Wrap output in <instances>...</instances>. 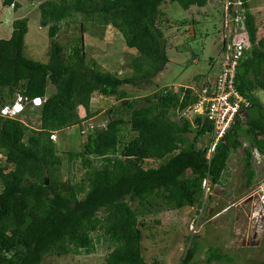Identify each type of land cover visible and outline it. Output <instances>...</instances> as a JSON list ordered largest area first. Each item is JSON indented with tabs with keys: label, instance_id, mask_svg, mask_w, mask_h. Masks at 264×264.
Here are the masks:
<instances>
[{
	"label": "trees",
	"instance_id": "1",
	"mask_svg": "<svg viewBox=\"0 0 264 264\" xmlns=\"http://www.w3.org/2000/svg\"><path fill=\"white\" fill-rule=\"evenodd\" d=\"M1 1L20 8L14 0ZM166 1L45 0L39 5V24L48 28L47 62L25 56L26 18L14 20L11 36L0 39V108L15 102L18 94L46 98L39 107L28 105L22 119L0 116V264H43L47 255H90L102 237L110 243L106 264H149L142 254L140 216L163 204L169 209L202 206L204 183L211 188L221 183L231 153L241 148L246 185L254 186V150L264 155V119L259 114L264 104L252 95L264 90V24L258 25L250 0H241L252 47L238 65L235 83L250 106L210 155L211 139L206 147L199 145L212 132L209 121L171 117L172 110L181 112L197 101L195 89L160 90L145 96L140 106L121 89L152 83L166 69L170 57L160 25ZM171 1L190 10L206 7L210 0ZM78 16L104 30L113 27L128 48L136 49L131 76L102 71L88 60V27L83 22L80 36L69 44L58 40L63 26ZM95 93L114 96L120 104L105 112V126L88 128L81 151L67 152L68 162L80 159L86 170L83 179L63 180V160L51 135L96 116ZM35 114L40 124L33 128L29 124ZM125 131L131 136L125 138ZM189 134H194L192 139ZM148 160L163 162L146 167ZM199 249L197 236L190 237L180 264H198ZM215 262L236 260L209 247L205 263Z\"/></svg>",
	"mask_w": 264,
	"mask_h": 264
},
{
	"label": "rangeland",
	"instance_id": "2",
	"mask_svg": "<svg viewBox=\"0 0 264 264\" xmlns=\"http://www.w3.org/2000/svg\"><path fill=\"white\" fill-rule=\"evenodd\" d=\"M20 8L14 10L0 0V39H8L16 19H28V33L25 38V56L41 62L48 61L50 38L48 28L41 27L39 5L45 0H14ZM251 11L260 26L264 24V0H250ZM225 0H210L203 8L184 10L178 3L167 0L161 6V28L167 42L170 61L166 69L157 75L152 83L137 86L125 85L121 89L128 98L143 103V98L164 89L178 91L181 87L197 89L205 81L211 83L221 71L222 31L224 26ZM87 25L84 35L88 60L94 61L102 71L120 76L133 74L132 63L138 55L136 49L126 46L121 33L109 26L105 30L99 24L85 22L82 16L64 25L58 40L69 44L73 37L80 36L81 23ZM263 28V27H261ZM104 34V35H103ZM103 35V36H102ZM53 92L54 87L50 86ZM120 102L114 96L104 97L95 93L92 97V112L96 116L81 125L56 133L52 139L58 145L61 156L63 180L79 182L86 174L80 159L68 162V151H81L90 127H102L108 118L105 112ZM30 108V107H29ZM80 116L86 112L80 107ZM23 115L16 118L22 119ZM173 120H179L176 109L171 112ZM39 116L31 115L30 126H39ZM125 138L131 136L125 131ZM190 139L194 134L188 135ZM210 137L200 140V147L209 144ZM244 146H247L245 142ZM243 148L232 152L228 168L221 183L213 188L204 183L206 196L202 206L169 209L156 206L158 211L140 216L142 230V254L149 264H180L189 239L197 236L200 245L198 264H206L209 247H218L236 260L235 264H264V155L253 158L257 171L254 186L248 188L244 172ZM0 159L2 155L0 154ZM163 161L148 160L146 167H157ZM0 181V189H1ZM162 200H159L160 204ZM137 202L134 207L137 206ZM110 243L102 237L97 249L90 255H47L43 264H106ZM212 264H225L215 262Z\"/></svg>",
	"mask_w": 264,
	"mask_h": 264
},
{
	"label": "built area",
	"instance_id": "3",
	"mask_svg": "<svg viewBox=\"0 0 264 264\" xmlns=\"http://www.w3.org/2000/svg\"><path fill=\"white\" fill-rule=\"evenodd\" d=\"M225 2L221 71L213 82L203 83L195 90L197 101L193 105L181 112L177 111L180 117L185 119L202 117L212 124V132L207 133L212 140L210 155L234 124L235 119L242 116L244 109L250 106V99L238 91L235 83L238 65L248 58L252 47L245 24V9L241 0H225ZM252 95L264 104V90H255ZM45 100L46 98L40 97L30 100L18 94L15 102L0 108V116L15 119L28 105L39 107ZM55 136V133L52 134L51 139H55ZM254 153L260 155L257 150H254Z\"/></svg>",
	"mask_w": 264,
	"mask_h": 264
},
{
	"label": "flooded vegetation",
	"instance_id": "4",
	"mask_svg": "<svg viewBox=\"0 0 264 264\" xmlns=\"http://www.w3.org/2000/svg\"><path fill=\"white\" fill-rule=\"evenodd\" d=\"M263 110H264V108H261V109L259 110V114H261V117L264 119V113H262Z\"/></svg>",
	"mask_w": 264,
	"mask_h": 264
},
{
	"label": "crops",
	"instance_id": "5",
	"mask_svg": "<svg viewBox=\"0 0 264 264\" xmlns=\"http://www.w3.org/2000/svg\"><path fill=\"white\" fill-rule=\"evenodd\" d=\"M10 36H11V35H9V37H10ZM9 37H8V38H9Z\"/></svg>",
	"mask_w": 264,
	"mask_h": 264
}]
</instances>
